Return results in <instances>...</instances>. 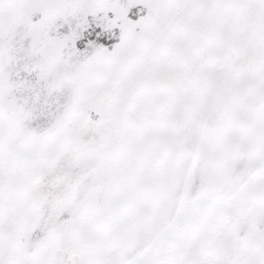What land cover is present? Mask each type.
<instances>
[{
	"label": "snow or ice",
	"instance_id": "obj_1",
	"mask_svg": "<svg viewBox=\"0 0 264 264\" xmlns=\"http://www.w3.org/2000/svg\"><path fill=\"white\" fill-rule=\"evenodd\" d=\"M0 264H264V0H0Z\"/></svg>",
	"mask_w": 264,
	"mask_h": 264
}]
</instances>
